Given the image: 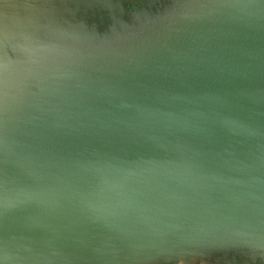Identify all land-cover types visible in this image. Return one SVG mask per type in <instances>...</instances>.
Segmentation results:
<instances>
[{
	"label": "water",
	"instance_id": "water-1",
	"mask_svg": "<svg viewBox=\"0 0 264 264\" xmlns=\"http://www.w3.org/2000/svg\"><path fill=\"white\" fill-rule=\"evenodd\" d=\"M51 1L0 0V264L264 260V0Z\"/></svg>",
	"mask_w": 264,
	"mask_h": 264
},
{
	"label": "rangeland",
	"instance_id": "rangeland-1",
	"mask_svg": "<svg viewBox=\"0 0 264 264\" xmlns=\"http://www.w3.org/2000/svg\"><path fill=\"white\" fill-rule=\"evenodd\" d=\"M5 1V0H4ZM9 0H6L8 2ZM46 4L52 3L51 0H43ZM72 1V0H70ZM152 0H75L74 2H66L63 4V6L70 5V6H78L82 4H96V5H103V6H110V7H119L120 3L122 2L129 10H131L132 5H143L144 3H147ZM23 4H29L32 5L35 2H38V0H22ZM83 2V3H81ZM49 12L47 15H49L51 12H53L52 8H45ZM52 16V14H50ZM173 264H264V260L261 258L258 259H251L247 258L245 256H236V257H225V256H216L215 258L211 260H204L202 258H193L186 261H180L175 262Z\"/></svg>",
	"mask_w": 264,
	"mask_h": 264
},
{
	"label": "bare ground",
	"instance_id": "bare-ground-1",
	"mask_svg": "<svg viewBox=\"0 0 264 264\" xmlns=\"http://www.w3.org/2000/svg\"><path fill=\"white\" fill-rule=\"evenodd\" d=\"M2 30L5 32V33H8L9 29H6V28H2Z\"/></svg>",
	"mask_w": 264,
	"mask_h": 264
}]
</instances>
